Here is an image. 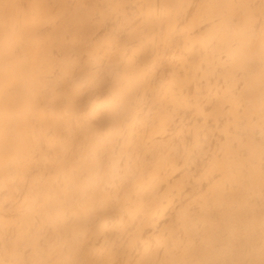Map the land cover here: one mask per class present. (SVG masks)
Listing matches in <instances>:
<instances>
[{
    "label": "bare ground",
    "instance_id": "1",
    "mask_svg": "<svg viewBox=\"0 0 264 264\" xmlns=\"http://www.w3.org/2000/svg\"><path fill=\"white\" fill-rule=\"evenodd\" d=\"M240 2L215 0L223 23L210 33L192 25L193 63L159 69L151 110L86 124L29 104L45 58L28 39L40 0H0V264L69 259L74 200L122 162L140 177L111 193L134 264L264 259V20L259 0H245L252 22L231 24ZM181 141L199 147L186 156Z\"/></svg>",
    "mask_w": 264,
    "mask_h": 264
},
{
    "label": "clouds",
    "instance_id": "2",
    "mask_svg": "<svg viewBox=\"0 0 264 264\" xmlns=\"http://www.w3.org/2000/svg\"><path fill=\"white\" fill-rule=\"evenodd\" d=\"M194 2L198 11L189 20L188 7ZM259 5L264 20V0ZM252 16L241 0L229 22L247 29ZM36 23L38 35L30 33L28 39L43 45L45 58L34 74L29 104L86 124H126L156 103L157 73L165 63H193L184 55L192 52V25L207 26L210 33L223 21L217 19L215 0H40ZM260 31L264 37V24ZM180 146L186 156L199 147L193 141H181ZM137 179L122 162L119 167L108 165L85 186L74 200L76 211L65 220L70 258L60 264H134L128 226L111 193ZM227 264L253 262L237 258Z\"/></svg>",
    "mask_w": 264,
    "mask_h": 264
}]
</instances>
